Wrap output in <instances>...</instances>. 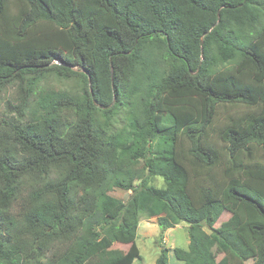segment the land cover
Segmentation results:
<instances>
[{"label": "trees", "instance_id": "16d2710c", "mask_svg": "<svg viewBox=\"0 0 264 264\" xmlns=\"http://www.w3.org/2000/svg\"><path fill=\"white\" fill-rule=\"evenodd\" d=\"M8 87L0 264H133L142 212L188 224L183 264H264V0H0Z\"/></svg>", "mask_w": 264, "mask_h": 264}, {"label": "rangeland", "instance_id": "374dc122", "mask_svg": "<svg viewBox=\"0 0 264 264\" xmlns=\"http://www.w3.org/2000/svg\"><path fill=\"white\" fill-rule=\"evenodd\" d=\"M44 87H51L56 90H66L72 93H81L80 81L76 78L71 79H59L56 77H50L49 79L43 82ZM15 96V88L8 87L0 96V121L2 118L9 119L10 117H16L13 113H9L6 108V101L9 98ZM124 111L117 116L114 120L116 127H121L126 122L122 121L121 115L123 116ZM101 117V112L97 113ZM139 183L135 182L137 186ZM150 184L156 187L164 186V180L160 176H154L150 178ZM107 192L111 195L119 197L123 200H127L132 193V190H125L122 187L120 180L113 179L107 189ZM18 206L14 207V210H17ZM141 220L138 228L136 243L140 249V257L135 259L133 264H156V260L160 254L161 246L167 247L169 249V264H183L176 259L173 249L175 247L187 248L189 244V234H188V224L186 222H181L173 228H170L166 231H162L160 226L157 223L158 215L153 217H147L144 212L141 213ZM233 219V216L225 212L218 222L217 225H223L226 221ZM205 230L210 232L207 227ZM163 236V239L160 240V237ZM129 245L114 243V245L104 252L100 253L93 261V264H98L105 260L106 258L112 255H119L123 251L128 249ZM223 254L221 252L215 251V257L217 260L222 258ZM253 260L248 259L243 264H252Z\"/></svg>", "mask_w": 264, "mask_h": 264}]
</instances>
